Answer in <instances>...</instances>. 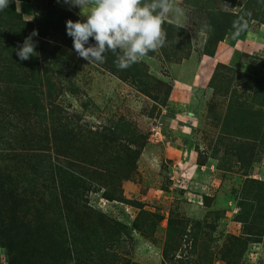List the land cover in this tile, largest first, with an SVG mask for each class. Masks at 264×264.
Listing matches in <instances>:
<instances>
[{
  "label": "rangeland",
  "instance_id": "1",
  "mask_svg": "<svg viewBox=\"0 0 264 264\" xmlns=\"http://www.w3.org/2000/svg\"><path fill=\"white\" fill-rule=\"evenodd\" d=\"M173 4L127 69L62 0L0 12V264H264V0Z\"/></svg>",
  "mask_w": 264,
  "mask_h": 264
},
{
  "label": "clouds",
  "instance_id": "2",
  "mask_svg": "<svg viewBox=\"0 0 264 264\" xmlns=\"http://www.w3.org/2000/svg\"><path fill=\"white\" fill-rule=\"evenodd\" d=\"M12 0H0V12ZM61 2V0H58ZM80 9L83 19L66 22V34L76 54L88 63H103L106 53H117V67L127 69L166 41L165 17L180 13L173 0H62ZM19 3V0H17ZM38 31L25 38L17 50L21 61L36 54L33 40Z\"/></svg>",
  "mask_w": 264,
  "mask_h": 264
},
{
  "label": "built area",
  "instance_id": "3",
  "mask_svg": "<svg viewBox=\"0 0 264 264\" xmlns=\"http://www.w3.org/2000/svg\"><path fill=\"white\" fill-rule=\"evenodd\" d=\"M154 130H155V131H154ZM154 130L152 131L151 138H152L154 141H156V142H161L162 135L164 134L163 130H162L160 127H155ZM195 160H196V159H194V160H190V162L193 161V163H194ZM193 163L191 164L192 167L190 168V173H191V174H189V171L186 172V173H180V174H178L179 177L177 176L176 178H174V179L172 180V185H173V186H175V187L178 188V189H182V190L185 189V187H184V182H185V180H186V179L189 180V179L191 178V175H192V173L194 172V170H195V168H196V166H195ZM179 167H181V165H180ZM200 168H201L203 171L205 170V166L200 167Z\"/></svg>",
  "mask_w": 264,
  "mask_h": 264
},
{
  "label": "trees",
  "instance_id": "4",
  "mask_svg": "<svg viewBox=\"0 0 264 264\" xmlns=\"http://www.w3.org/2000/svg\"><path fill=\"white\" fill-rule=\"evenodd\" d=\"M235 220L238 222V221H240V215L238 216V215H236L235 217ZM239 219V220H238Z\"/></svg>",
  "mask_w": 264,
  "mask_h": 264
}]
</instances>
